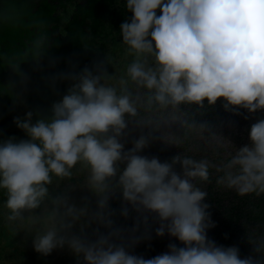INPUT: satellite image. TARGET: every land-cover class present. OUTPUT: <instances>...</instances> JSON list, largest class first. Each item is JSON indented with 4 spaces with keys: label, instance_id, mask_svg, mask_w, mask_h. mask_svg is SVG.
<instances>
[{
    "label": "clouds",
    "instance_id": "1",
    "mask_svg": "<svg viewBox=\"0 0 264 264\" xmlns=\"http://www.w3.org/2000/svg\"><path fill=\"white\" fill-rule=\"evenodd\" d=\"M124 7L131 17L119 26L121 42L133 56L125 76L112 84L107 71L85 67L67 77L72 83L50 114L37 112L33 120V111H27L23 118L13 117L26 138L0 140L4 219L20 226L27 222L37 253L67 247L83 264H262L264 235H249L260 259L241 258L237 247L207 237L214 222L204 202L207 192L196 183L209 179L207 159L177 154L161 162L139 154L151 133L138 136L129 149L121 137L133 121L160 129V122L139 118L141 109L168 112L165 124L213 136L211 126L197 123L186 106L200 109L219 100L236 114L264 110V0H124ZM37 43L42 53L47 38ZM180 112L184 115L177 116ZM248 138L214 166L222 173L216 183L239 196H259L264 194V118L250 126ZM80 170L83 188L95 197L94 210L87 202H70L71 184L55 195L50 191ZM117 193L121 216L128 217L129 207L141 222L154 216L155 235L167 233L183 246L169 243L167 252L146 259L114 242L120 230L113 228L109 200ZM92 222L109 231L94 230L95 239H88L84 230Z\"/></svg>",
    "mask_w": 264,
    "mask_h": 264
},
{
    "label": "trees",
    "instance_id": "2",
    "mask_svg": "<svg viewBox=\"0 0 264 264\" xmlns=\"http://www.w3.org/2000/svg\"><path fill=\"white\" fill-rule=\"evenodd\" d=\"M114 1L85 0L82 3H76L74 13L65 23L66 33L62 38L60 35H55L58 28L57 22L64 18L62 15L64 12L59 14L58 9L62 7V11L65 10L68 7V0L66 2L65 0H0V140L16 137V135L17 139H21L19 136L24 135L22 130L14 127L13 117L21 114L18 108H25L23 105L25 98L29 111L34 113L33 120H35L37 112L42 116L50 114L52 103L66 93L72 83L67 78L69 75L77 74L85 67L97 71L96 59L100 50L106 46L105 41H99L97 34L105 29L107 18L110 15H116ZM41 37H46L48 41L42 53L41 45L37 43ZM97 43L98 45L95 46ZM38 53H40L38 58L44 61V65L40 67L39 61L35 60ZM25 87H28L30 91L23 93ZM21 93L25 94V97L20 96ZM186 111L195 112L197 123L200 121L212 123L213 127H220L221 114L226 120L223 123L234 122L240 125L244 124L240 115L249 113L244 109H239V114L225 111L219 100L215 105H206L203 109L186 106ZM148 113H151V110L142 109L141 111L143 117ZM260 114L263 113L260 112ZM149 128L144 126L142 130H139L140 135L151 133L148 145L139 153L140 155L156 157L164 162L180 154L173 144H168L167 140L164 142ZM192 130L179 126L175 131V134L179 135L181 145H178L183 151L182 156H191L188 154L187 147L188 143L191 145L195 139V133ZM137 137L135 134L130 135L128 143H124L125 149L126 146L131 148L132 142ZM201 158L207 159L211 165L208 181H196L198 186L207 192L204 202L209 205L207 211L214 222V231L208 238L219 246L226 245L232 237L231 233L238 222L236 220L241 217L257 222L263 227L264 194L239 196L232 189L230 199L226 203L225 194H220L218 190L221 185L216 183V178L222 173L215 170L211 157L206 155ZM219 164L221 163L218 162L217 165ZM176 167L180 168L179 164ZM207 182L209 184L205 188ZM50 191L53 195L57 193L55 188ZM4 198L3 193L0 192V264H49L45 255L34 251L33 236H22L4 219L7 213V209L3 207ZM110 206L114 210L113 228L120 230L118 241L121 240V231H134L136 240H139L138 242L123 240V245L130 253L147 259L167 252L169 243H174L178 247L183 246L174 237L168 239L164 236H156L154 229L157 226L154 221H151V215L144 223L140 221L138 214L132 219L129 215L127 218L121 216L119 214L121 207L116 205V201H111ZM218 222L223 226L222 229L215 225ZM103 228L105 227L102 225L101 229ZM72 231L80 234L76 228ZM65 248L67 250L66 264H68L67 261L73 260L74 256L67 247ZM55 256L58 264L63 262L60 254ZM78 262L83 264L82 260Z\"/></svg>",
    "mask_w": 264,
    "mask_h": 264
},
{
    "label": "rangeland",
    "instance_id": "3",
    "mask_svg": "<svg viewBox=\"0 0 264 264\" xmlns=\"http://www.w3.org/2000/svg\"><path fill=\"white\" fill-rule=\"evenodd\" d=\"M67 0H65L66 2ZM85 0H68V7L62 11V7L58 9L59 14L64 12L63 17L59 22H57L58 28L55 31V35H60L62 38L64 37L65 31V23L68 21V19L72 16V14L75 11L76 3H82ZM116 8V15H110L106 22H105V29L97 34V37L99 41L106 42V46L100 50V54L97 57L96 61L98 62L96 64L97 70H104L107 71L109 74H111L112 79L107 81L108 83L115 84L119 77L125 76V69L128 65V63L131 62L133 59V56L126 51V46L122 44L121 42V36H120V24L123 21L129 20L131 17V12L128 11L124 7V0H115L114 5ZM106 35H108L106 37ZM97 39V40H98ZM98 43L95 45L97 46ZM36 61H39V67L44 65V61L42 58L35 59ZM49 66V65H48ZM126 78V77H125ZM134 91H142V90H135ZM30 91L28 87H25L23 90V93ZM20 96L25 97V94H20ZM23 105L25 108L18 110L20 111V115L18 117L23 118L24 114L29 111V107L27 104V99H24ZM203 109V108H201ZM142 111V109H141ZM263 113V114H260ZM177 116H183L184 112L176 113ZM170 116V113L161 111L159 109L154 108L151 110V113L146 114L144 116L146 119H150L152 121H158L160 122V129L159 130H153L149 128L152 132H156L155 135L162 138V135L164 136V140H167V143H172L173 146L179 151L181 155H183V151L179 145V135L175 134L176 129L180 126L179 123H167L165 124L164 121L167 120ZM221 118V124L220 127H213L212 123L209 125L211 126V130L215 132L216 134L209 135L206 132H200L196 129H193L192 131L195 133V139L194 142L190 145L188 143L187 149L189 150L188 154L191 155L190 157L194 159H200L203 156L208 155L211 157L214 161V166L219 163L226 162L231 155H233L236 151V148H239L241 146H244L248 144L249 138H248V131L250 129V126L255 123L258 119L264 118V110H259L253 113H244L241 116V120L244 124H236L232 122L223 123L226 120L223 118L222 114L220 115ZM140 112L139 118L145 119ZM218 121V120H216ZM201 122V121H200ZM198 122V123H200ZM14 124V122H13ZM224 125V126H222ZM247 125V126H246ZM14 127L16 125L14 124ZM149 127V126H147ZM143 127H138L135 122H131L128 124V127L125 130V134L121 137V142L128 143L129 136L130 135H140V131ZM21 130V129H20ZM21 139L26 138L25 134L19 136ZM17 138V135L16 137ZM179 144V145H178ZM126 149H129L126 146ZM218 161V162H217ZM176 171H180V168L176 167ZM85 178V172L83 170L74 172L73 177L69 181H62L59 185H53L51 187L55 188L57 190V193L63 192L67 189V184H71L75 187H73L71 190L67 191L68 196L70 197V202L75 203L77 206H80L84 204L85 202L88 203L89 207L91 209H95V197L92 196V194L86 189L83 188ZM198 181V180H197ZM209 182L205 184V188H207ZM198 185V184H197ZM204 190V189H203ZM220 194H225V202L227 203L230 199V196L232 194V189H229L225 187L224 185H221L220 188H218ZM56 193V194H57ZM118 194V193H117ZM115 195L114 197L110 198L109 200V207L110 209V203L111 201H116V205L120 206L122 205V201L120 199L119 195ZM219 194V195H220ZM86 198V200H85ZM113 210V209H112ZM129 216L130 219L137 217V213L132 211L129 207ZM149 216V215H148ZM151 221H154L156 223V226H158V221L155 219L154 216L150 218ZM236 221L235 229L231 233L232 237L230 241L224 245L225 247L228 246H235L239 250V256L241 258L252 256L256 259H260V254L257 253L254 250L253 243L249 240V235L251 236H260L264 235V226L258 224L257 222L250 221L246 219L245 217L238 218ZM15 227L16 232L21 233L22 236L30 237L34 234L32 233V230L29 228L27 222L23 226H20L18 224H11ZM218 227L221 229L223 228L222 225L218 222ZM100 224H97L95 222L89 223L84 230V235L87 236L88 239H95L96 232L94 230H98L102 233H107L109 229L103 228L101 229ZM79 231V227L75 226ZM214 231L213 227H210L206 230L207 237L209 235H212L211 233ZM164 238L170 239L171 237L165 233ZM120 239V237H119ZM119 239L115 240L114 242H120V244H123V240L126 242H138L139 240H136V237L134 235V231L132 232H124L121 231V240ZM223 246V245H221ZM55 254H60L63 262L60 264H66V255L67 250L66 248H60V249H54L50 254L46 255V259L48 260L49 264H58L55 261ZM74 256V254H73ZM82 260V258L80 259ZM77 257L74 256L73 260H68L67 263L71 264H79ZM262 264H264V261H262Z\"/></svg>",
    "mask_w": 264,
    "mask_h": 264
}]
</instances>
